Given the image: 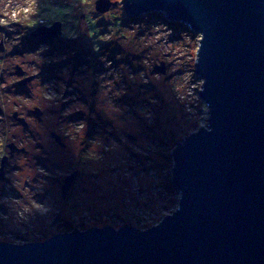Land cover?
I'll return each instance as SVG.
<instances>
[{"label": "rangeland", "instance_id": "obj_1", "mask_svg": "<svg viewBox=\"0 0 264 264\" xmlns=\"http://www.w3.org/2000/svg\"><path fill=\"white\" fill-rule=\"evenodd\" d=\"M96 1L0 0L1 242L145 230L178 206L170 152L208 121L199 35L162 13L129 16L123 0L100 13ZM56 22L60 35H33ZM13 143L23 152L11 155Z\"/></svg>", "mask_w": 264, "mask_h": 264}, {"label": "water", "instance_id": "obj_2", "mask_svg": "<svg viewBox=\"0 0 264 264\" xmlns=\"http://www.w3.org/2000/svg\"><path fill=\"white\" fill-rule=\"evenodd\" d=\"M122 3L129 16L162 13L199 35L194 72L208 121L170 152L178 206L145 230L107 225L22 245L0 241V264H264V0ZM111 5L97 0L96 10ZM53 27L33 35H60L61 23ZM33 113L42 120L38 107ZM14 145L11 155L23 152ZM76 176L65 180L63 197Z\"/></svg>", "mask_w": 264, "mask_h": 264}, {"label": "trees", "instance_id": "obj_3", "mask_svg": "<svg viewBox=\"0 0 264 264\" xmlns=\"http://www.w3.org/2000/svg\"><path fill=\"white\" fill-rule=\"evenodd\" d=\"M153 17H154V18H159L160 15L155 14ZM116 25L120 27V26H121V20L117 21V22H116ZM47 26H48V25H47ZM42 27H43V26H42ZM39 28H41V26H40V27L38 26V27H36V28L34 27V28H33V31H36V30H38ZM173 204H174V203H173ZM96 227H97V226H96ZM74 230H76V229H74ZM74 230H73V231H74ZM68 231H70V230H68ZM70 232H71V231H70ZM32 242H39V241H32Z\"/></svg>", "mask_w": 264, "mask_h": 264}, {"label": "flooded vegetation", "instance_id": "obj_4", "mask_svg": "<svg viewBox=\"0 0 264 264\" xmlns=\"http://www.w3.org/2000/svg\"><path fill=\"white\" fill-rule=\"evenodd\" d=\"M2 49H3L2 51H4V46H3V48H2ZM8 159H9V158H8ZM72 185H73V183H72ZM72 185H71L70 189L68 190V193H67V194H68V196H69V193L71 192V190H72V188H73V187H72ZM66 197H67V195H66Z\"/></svg>", "mask_w": 264, "mask_h": 264}]
</instances>
